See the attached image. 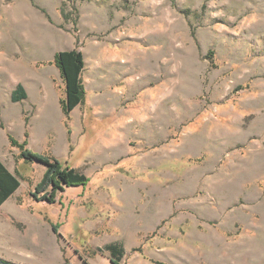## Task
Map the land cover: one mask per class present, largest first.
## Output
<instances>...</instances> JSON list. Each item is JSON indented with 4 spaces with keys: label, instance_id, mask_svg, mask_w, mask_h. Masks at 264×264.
<instances>
[{
    "label": "rangeland",
    "instance_id": "1",
    "mask_svg": "<svg viewBox=\"0 0 264 264\" xmlns=\"http://www.w3.org/2000/svg\"><path fill=\"white\" fill-rule=\"evenodd\" d=\"M8 3L14 36L0 47L15 53L0 59V160L20 184L0 206V258L264 264V0H60L35 37L30 1ZM25 43L82 51L86 99L68 125L58 70L20 55ZM19 83L28 96L13 101ZM8 135L88 181L41 185L47 166ZM46 137L67 154L46 150Z\"/></svg>",
    "mask_w": 264,
    "mask_h": 264
},
{
    "label": "trees",
    "instance_id": "2",
    "mask_svg": "<svg viewBox=\"0 0 264 264\" xmlns=\"http://www.w3.org/2000/svg\"><path fill=\"white\" fill-rule=\"evenodd\" d=\"M212 51L209 52L211 54ZM52 63L58 68L60 77L64 84L63 94L59 98L60 108L65 116V123L71 118V111L86 99V89L82 80V71L85 66L83 53L75 48L71 50H60L54 55ZM27 98V91L22 84H17L12 92L11 99L20 101ZM27 134V132H25ZM11 145L20 148L21 156L27 160H37L47 166L43 183L52 182L53 190L63 189L64 186L85 184L87 176L76 168L69 167L65 159L51 158L24 149L26 140L19 142L12 135H8ZM18 173V171H17ZM16 174L11 173L0 160V205L19 187ZM41 186H38L39 190ZM112 259L120 260L124 254L123 248L116 243L107 245Z\"/></svg>",
    "mask_w": 264,
    "mask_h": 264
},
{
    "label": "crops",
    "instance_id": "3",
    "mask_svg": "<svg viewBox=\"0 0 264 264\" xmlns=\"http://www.w3.org/2000/svg\"><path fill=\"white\" fill-rule=\"evenodd\" d=\"M12 1V0H11ZM30 1V7H29V12L31 13V14H33V19H29L28 20V24H27V29L31 32V33H33V35L32 36H37V30H39V29H41V28H39V27H43V28H45L46 30H47V28H49V25L51 24L50 23V20L48 19V14L50 13L51 14V16H49L53 21L54 20H56V19H58V13L56 12V5H57V1H58V3H59V1L60 0H41V1H39V2H37V1H35V0H29ZM9 2V0H0V36H6V37H13L14 36V34H13V28H12V25H11V27L9 26V16H8V14H9V12H7L8 11V7H11V4H9L8 3ZM41 7H43L42 9H44V10H46V12L45 11H41ZM52 15H53V17H52ZM36 23V24H35ZM29 35V37H27V38H32V36L30 35V33H28ZM24 36V35H23ZM52 44V46L51 47H53V40L51 41V43L49 44V45H51ZM49 45H42V46H40V47H36V45H31V46H27V43H25V45L24 46H27V47H25L24 49H21V51H17L18 53H20V55H29L30 56V61L32 60V61H39V62H49L50 63V65H52V67L53 68H55V69H57L58 70V68L52 63V60H53V58H54V55H55V53L58 51H56L55 49L54 50H52V49H48L49 48ZM0 49H3V52H1L0 53V59H4V52L6 51L7 53H11V54H14L15 52L12 50V49H14L12 46H9L8 45V43H6L5 45H2L1 47H0ZM72 49V48H71ZM71 49H68V50H71ZM50 73H51V75H56L55 74V72L54 71H52V70H50ZM58 74L60 75V72H59V70H58ZM53 79H55V78H53ZM53 79H51V82L53 81L54 82V80ZM52 82V83H53ZM23 84V83H22ZM54 84H55V82H54ZM27 96H28V93H27ZM60 96H61V94H59L58 93V95H57V99H58V101H59V98H60ZM55 138V137H54ZM53 138V139H54ZM56 141V143H55V145H53L52 147L51 146H49L50 144H49V142H50V137H46V150H50L51 152H52V154H54L55 156H57L58 157V154H59V156H64V155H66L67 154V152H68V149H66V146H63V147H61V150H58V137L54 140V142ZM43 142V141H42ZM49 147V148H48ZM0 155H1V150H0ZM45 166V165H44ZM10 171V170H9ZM11 172V171H10ZM12 173V172H11ZM35 195L34 194V190L33 191H31L30 192V195ZM43 194V191H39V192H37L36 193V197L37 198H39V196L40 195H42ZM32 195H31V197H32ZM11 196V195H10ZM9 196V197H10ZM57 196H58V192H56L55 193V197L57 198ZM8 197V198H9ZM30 197V199L31 200H33V201H36V200H34V198L32 197L31 198ZM7 198V199H8ZM6 199V200H7ZM40 199V198H39ZM5 200V201H6ZM57 200V199H56ZM4 201V202H5ZM3 202V203H4ZM2 203V204H3ZM36 203H38V204H42V205H40L41 206V208L43 207V208H49L53 213H55L57 210H56V206H55V203H48V202H46V201H44V200H39V201H37ZM1 204V205H2ZM0 205V206H1ZM9 208L11 207L10 206V204L9 205H7ZM40 212V211H39ZM38 219H36V221L38 222V227H37V229H40V226H41V224L43 225L44 223H46V220H45V218L47 219V216L45 215V214H43V216H41V214L37 217ZM54 221H56V220H54ZM51 222H53V221H51ZM51 229H52V231H53V234H54V236H56L55 234L56 233H54V230H53V228H52V224H51ZM34 233V235H35V238H37V236H38V234L34 231L33 232ZM43 234H44V232L42 231V229H40V232H39V235L40 236H43ZM37 243V242H36ZM3 259V258H2ZM4 260H6V261H11V262H13V261H16L17 260V258H10V259H4Z\"/></svg>",
    "mask_w": 264,
    "mask_h": 264
},
{
    "label": "water",
    "instance_id": "4",
    "mask_svg": "<svg viewBox=\"0 0 264 264\" xmlns=\"http://www.w3.org/2000/svg\"><path fill=\"white\" fill-rule=\"evenodd\" d=\"M0 264H15V263H12V262H9V261H6V260L0 258Z\"/></svg>",
    "mask_w": 264,
    "mask_h": 264
}]
</instances>
